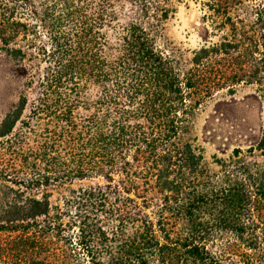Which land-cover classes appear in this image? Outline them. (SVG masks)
<instances>
[{"label": "trees", "instance_id": "16d2710c", "mask_svg": "<svg viewBox=\"0 0 264 264\" xmlns=\"http://www.w3.org/2000/svg\"><path fill=\"white\" fill-rule=\"evenodd\" d=\"M182 2L0 0V264H264V0H200L192 51ZM240 86L263 122L208 158L199 112Z\"/></svg>", "mask_w": 264, "mask_h": 264}, {"label": "rangeland", "instance_id": "374dc122", "mask_svg": "<svg viewBox=\"0 0 264 264\" xmlns=\"http://www.w3.org/2000/svg\"><path fill=\"white\" fill-rule=\"evenodd\" d=\"M202 15L200 0H183L177 6L175 15L165 25L167 41L188 51L198 48L201 45L199 32ZM9 67V64L0 60V118L14 100V93L9 86ZM262 122L261 105L254 91L252 88L240 86L233 95L218 93L214 100L201 108L196 121V134L208 158L214 155L226 157L236 146L245 147L249 139L257 135ZM83 184H88V180L75 181L68 188H79ZM68 188L51 189L52 203L61 204Z\"/></svg>", "mask_w": 264, "mask_h": 264}]
</instances>
